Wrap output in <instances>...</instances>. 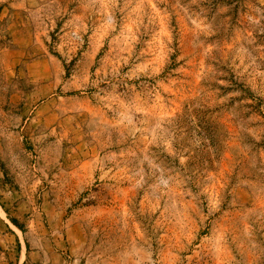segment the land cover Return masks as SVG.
<instances>
[{"label": "rangeland", "instance_id": "374dc122", "mask_svg": "<svg viewBox=\"0 0 264 264\" xmlns=\"http://www.w3.org/2000/svg\"><path fill=\"white\" fill-rule=\"evenodd\" d=\"M0 264H264V0H0Z\"/></svg>", "mask_w": 264, "mask_h": 264}]
</instances>
